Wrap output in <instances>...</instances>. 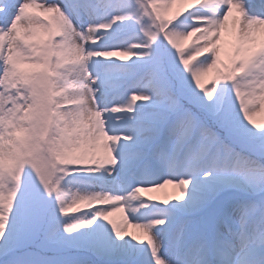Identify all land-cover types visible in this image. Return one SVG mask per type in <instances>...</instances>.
I'll return each instance as SVG.
<instances>
[{"label":"snow or ice","instance_id":"snow-or-ice-1","mask_svg":"<svg viewBox=\"0 0 264 264\" xmlns=\"http://www.w3.org/2000/svg\"><path fill=\"white\" fill-rule=\"evenodd\" d=\"M173 2L137 0L141 11L136 22L148 42L133 44L122 53L150 59L154 46L162 41L174 50L175 60L171 64L161 60L147 74L146 86L155 89L154 95L132 94L127 105L111 108L105 105L101 109L100 90L95 87L99 76L93 75L89 65L117 52L89 46L99 43L103 38L101 32L106 33L114 24L133 17L117 15L110 22H97L96 10L112 7L111 2L71 0L76 19L87 18V27L83 28L73 22L68 9L60 4H49L46 0H0V37H7L12 43L7 57L0 60V74L6 86L27 93L26 97L18 98L31 101L22 116L17 115V107L6 109L0 120V260L3 264H51V257L41 256L31 244L20 240L21 233L29 226L37 237L49 242L56 231L55 217H49L36 203L17 204L29 168L47 196L51 199L55 195L63 218L71 217L69 213L82 205L137 200L138 193L145 188L152 191L174 182L181 192L174 200L185 202L195 184L197 194L179 208L183 218L170 216L148 224L133 222L148 239L147 243L137 242L135 235L129 239L147 244L155 264H174L160 254L165 245L152 231L154 226H169L171 221L166 241L183 254L182 264H236L234 256L239 252L258 257L248 264H264V224L256 235H249L246 227L250 215L259 212L264 218V129H259L254 121V115L264 110V0L251 4L249 0H202L203 7H211L212 15L198 18L196 22L201 26L188 32L175 30L176 22L161 15L160 5L170 7ZM226 32L231 46L228 63L222 60ZM188 42L191 47L186 51ZM138 49L141 51H135ZM205 54L208 61H203ZM199 57L203 58L198 60ZM206 78L211 80L210 86H206ZM229 83L234 88V100L225 99ZM61 97L63 104L80 108L59 111ZM154 98H158L162 111L150 129L148 142L158 140L161 127L166 129L167 138L152 155L162 164L180 158L189 161L188 178L138 186L129 196L99 192L66 202L61 188L65 176L79 170L107 171L112 175L120 163L115 154L117 146L122 140L135 142L134 135L110 134L105 114L133 113L136 101L147 103ZM9 101L15 103L11 97ZM138 158L144 161L145 169L150 166L146 152H141ZM233 189L260 197L250 209L243 211L239 230L233 227L232 215L222 203L224 195ZM97 208L100 210L87 223L63 224L64 233L72 236L103 220L115 237L123 241L126 227L111 218L125 208L116 204Z\"/></svg>","mask_w":264,"mask_h":264},{"label":"rangeland","instance_id":"rangeland-1","mask_svg":"<svg viewBox=\"0 0 264 264\" xmlns=\"http://www.w3.org/2000/svg\"><path fill=\"white\" fill-rule=\"evenodd\" d=\"M49 4H60L61 7H66L69 14L73 18V22L83 28L87 27V18L85 20H77L74 11L72 10L71 0H46ZM111 2L113 5L107 9L100 7L95 12L97 22H110L115 16H132L133 19L129 21L119 22L113 25L112 29L108 32H101L99 35L103 37L96 45H90L89 47L95 50H114L117 55L112 57H106L103 59L110 60L105 61L102 58L90 63V71L94 76H99V83L95 85L98 88V103L99 107L103 109L105 105L109 108L113 106L127 105L130 103V97L132 94L144 92L154 95L155 89L150 86H146L148 80V72L151 68L163 60V51L161 42L157 43L153 48L152 58L138 59L136 57L124 56L123 50H127L133 44L147 43V37L141 30V25L137 24L136 20L140 13V7L137 4V0H104L105 4ZM255 0H249V3H254ZM161 15L168 20H171L176 24L173 26L175 30L181 32L191 31L194 27H199L201 24L197 23V19L201 17H211V7L202 6V0H174L170 7L161 4ZM188 10V11H186ZM31 11V10H30ZM43 18L41 13H35ZM180 19V20H179ZM179 20V21H178ZM145 26L148 21L145 19ZM263 39V38H262ZM230 37L227 32L225 33V43L223 45L222 60L228 63L231 55ZM188 48L191 47V42L186 44ZM185 46L186 51L188 50ZM12 49L11 40L7 37H0V60H4ZM137 52L141 50H135ZM207 54H205L206 56ZM175 60V54H173ZM203 57L197 58L198 60ZM133 59V60H132ZM132 60V61H131ZM209 57H204L203 61H208ZM195 63V61H194ZM72 65H66V68H71ZM240 75V74H238ZM206 86L211 85V80L205 79ZM225 87V86H222ZM227 94L225 99L234 97V88L231 83L227 86ZM27 96L22 90L18 93L17 89L10 88L5 85L3 75L0 74V120L3 119L6 109H15L19 107L18 116H22L28 109L31 101L26 98H18V96ZM9 97L12 101H9ZM158 98H154L152 102L145 103L144 101H136L134 105L135 111L133 113H118L113 114L107 112L105 114L106 128L110 134L118 135H134L135 142L128 143L121 141L117 146L115 154L117 155L120 163L116 167L114 173L109 175L107 171H101L99 173H92L89 171L79 170L73 171L72 175L65 176L61 182V188L63 189V198L66 202L70 203L74 199H78L80 196H91L99 194V192H107L113 195L119 194L123 196H129L134 189L138 186H151L154 183L163 182L166 179L180 180L187 177L190 162L183 158L172 161L168 164H162L159 161L152 160L150 166L145 169L144 165L137 170L138 164L142 162L139 154L146 152L148 146L155 148L163 144L166 141V129L164 128L161 134V140H157V143H149L148 138L151 136L150 129H152L159 119L162 109L158 106ZM61 107L59 111H77L80 106L72 104H63L62 97L60 98ZM86 115V114H85ZM254 121L259 129H264V110H259L254 115ZM161 131V128H160ZM160 133V132H159ZM28 191H32L38 194L41 200L46 202L55 201V197L51 199L47 196L43 186L40 184L34 171L30 168L26 169L25 177L22 184V189L18 193L17 204L25 201L32 202L35 194H28ZM189 199L185 202L174 200L175 197L181 195L180 189L173 184L166 185L162 188H156L149 191L145 188L141 193H138L137 200H127L126 202L110 201L106 205H102L103 202H93L91 205H82L78 210L70 212L69 218L62 217V224L58 226L55 223L56 231L51 237V242L47 241L45 249L59 247L63 240L66 248L76 249L81 252H77L76 256L68 257L67 261L70 264H155V258L151 254V249L147 244H139L137 242L143 241L147 243V237L135 228L134 223H151L156 219H168L170 216L182 217V213L179 208L186 206L192 196L196 195L195 184L193 188L189 190ZM28 194V195H27ZM234 196V198H233ZM224 203V207L231 213L234 221L233 227L237 230L241 228L242 213L245 209H250L251 205L258 202L260 197L256 194L245 191L242 189H233L227 192L222 198L228 199ZM40 202L38 207L42 210L43 205ZM112 204H116L119 207H124L125 211L117 213L111 219L122 227H126L127 236L121 241L115 237L113 230L103 220H97V222L90 229H81L72 236H68L63 231V224L70 222H84L87 223L93 219L96 213L100 210L97 207H108ZM147 205V207H143ZM127 208L128 215L127 216ZM45 211V210H44ZM58 215V208L54 206L53 216ZM132 221V222H131ZM134 222V223H133ZM171 221L169 226H154L152 231L154 237L164 243V248L160 253L165 258L172 260L174 264H182L184 256L179 253L172 245L167 243L166 237L170 230ZM264 224V218L257 212L254 215H250L247 222V231L249 235L258 234V230ZM15 224H13V228ZM30 231L32 230L31 226ZM27 227V231L28 228ZM99 230V231H98ZM24 233V232H23ZM21 233L20 237H23ZM137 236V242L129 239L131 236ZM120 243V244H119ZM122 245V250L117 251V245ZM54 246V247H53ZM57 252L54 253V256ZM73 253V251L68 252ZM245 254L243 261H251L258 257ZM54 258V257H53ZM59 258V257H58ZM61 259H65L60 258ZM57 259L56 261H58ZM3 264V261L0 260Z\"/></svg>","mask_w":264,"mask_h":264},{"label":"bare ground","instance_id":"bare-ground-1","mask_svg":"<svg viewBox=\"0 0 264 264\" xmlns=\"http://www.w3.org/2000/svg\"><path fill=\"white\" fill-rule=\"evenodd\" d=\"M262 38L264 39V35H262ZM99 231V230H98ZM120 244V243H119ZM117 245V251H121L122 250V245ZM245 254H241L240 252L235 254L234 259L236 260V264H248L249 261L244 262L243 257Z\"/></svg>","mask_w":264,"mask_h":264},{"label":"trees","instance_id":"trees-1","mask_svg":"<svg viewBox=\"0 0 264 264\" xmlns=\"http://www.w3.org/2000/svg\"><path fill=\"white\" fill-rule=\"evenodd\" d=\"M36 237H37V236H36ZM32 246H33V248H35V247L37 246V244H33Z\"/></svg>","mask_w":264,"mask_h":264},{"label":"clouds","instance_id":"clouds-1","mask_svg":"<svg viewBox=\"0 0 264 264\" xmlns=\"http://www.w3.org/2000/svg\"><path fill=\"white\" fill-rule=\"evenodd\" d=\"M143 207H145V208H146V207H147V205H143Z\"/></svg>","mask_w":264,"mask_h":264}]
</instances>
